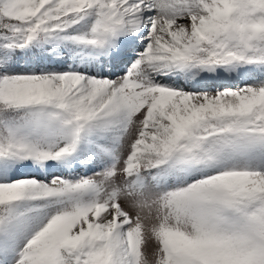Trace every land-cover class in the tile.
Returning <instances> with one entry per match:
<instances>
[{
  "label": "snow or ice",
  "instance_id": "1",
  "mask_svg": "<svg viewBox=\"0 0 264 264\" xmlns=\"http://www.w3.org/2000/svg\"><path fill=\"white\" fill-rule=\"evenodd\" d=\"M0 264H264V0H0Z\"/></svg>",
  "mask_w": 264,
  "mask_h": 264
}]
</instances>
